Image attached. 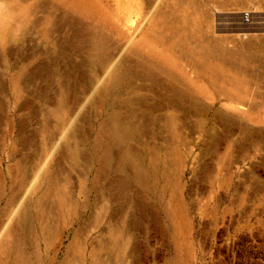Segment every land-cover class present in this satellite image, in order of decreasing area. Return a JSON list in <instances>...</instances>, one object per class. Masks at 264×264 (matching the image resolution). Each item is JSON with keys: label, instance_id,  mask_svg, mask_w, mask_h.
Here are the masks:
<instances>
[{"label": "rangeland", "instance_id": "rangeland-1", "mask_svg": "<svg viewBox=\"0 0 264 264\" xmlns=\"http://www.w3.org/2000/svg\"><path fill=\"white\" fill-rule=\"evenodd\" d=\"M0 264H264V0H0Z\"/></svg>", "mask_w": 264, "mask_h": 264}, {"label": "built area", "instance_id": "built-area-1", "mask_svg": "<svg viewBox=\"0 0 264 264\" xmlns=\"http://www.w3.org/2000/svg\"><path fill=\"white\" fill-rule=\"evenodd\" d=\"M247 19H248V15H247V14H244V15H243V20L246 22Z\"/></svg>", "mask_w": 264, "mask_h": 264}, {"label": "bare ground", "instance_id": "bare-ground-1", "mask_svg": "<svg viewBox=\"0 0 264 264\" xmlns=\"http://www.w3.org/2000/svg\"><path fill=\"white\" fill-rule=\"evenodd\" d=\"M244 36V35H243Z\"/></svg>", "mask_w": 264, "mask_h": 264}]
</instances>
